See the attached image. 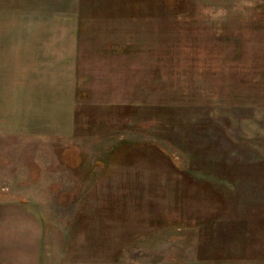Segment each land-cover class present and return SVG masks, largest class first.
I'll return each instance as SVG.
<instances>
[{
    "label": "rangeland",
    "instance_id": "374dc122",
    "mask_svg": "<svg viewBox=\"0 0 264 264\" xmlns=\"http://www.w3.org/2000/svg\"><path fill=\"white\" fill-rule=\"evenodd\" d=\"M110 6L80 21L141 42L151 87L74 136L0 134V201L38 211V264H264V0Z\"/></svg>",
    "mask_w": 264,
    "mask_h": 264
},
{
    "label": "crops",
    "instance_id": "0c3cea01",
    "mask_svg": "<svg viewBox=\"0 0 264 264\" xmlns=\"http://www.w3.org/2000/svg\"><path fill=\"white\" fill-rule=\"evenodd\" d=\"M80 1L63 0L45 19L39 3L0 0V134L74 136L79 109L125 108L151 87L141 42H111L105 25L80 21L115 20L110 3L120 0ZM40 223L34 205L0 201V264H38Z\"/></svg>",
    "mask_w": 264,
    "mask_h": 264
}]
</instances>
